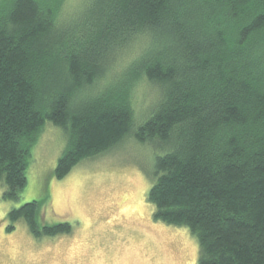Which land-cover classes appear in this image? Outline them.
I'll use <instances>...</instances> for the list:
<instances>
[{
  "label": "trees",
  "instance_id": "1",
  "mask_svg": "<svg viewBox=\"0 0 264 264\" xmlns=\"http://www.w3.org/2000/svg\"><path fill=\"white\" fill-rule=\"evenodd\" d=\"M64 3L0 1L3 197H20L48 121L68 138L58 179L132 136L162 151L148 199L198 238L197 264H264V0ZM142 82L159 96L136 122ZM40 203L13 208L8 230L23 218L37 237L72 231L40 222Z\"/></svg>",
  "mask_w": 264,
  "mask_h": 264
},
{
  "label": "rangeland",
  "instance_id": "2",
  "mask_svg": "<svg viewBox=\"0 0 264 264\" xmlns=\"http://www.w3.org/2000/svg\"><path fill=\"white\" fill-rule=\"evenodd\" d=\"M80 1L65 0L62 14ZM126 52L112 74L130 56ZM158 96L148 82L135 88L136 122L144 120ZM67 146L65 131L48 121L32 147L20 197L5 199L0 185V264H197L200 245L190 229L154 218L148 193L156 180L155 156L162 153L158 146L130 136L58 179L55 170ZM33 200L41 201L40 222H68L72 231L37 237L23 218L8 230L9 212Z\"/></svg>",
  "mask_w": 264,
  "mask_h": 264
}]
</instances>
